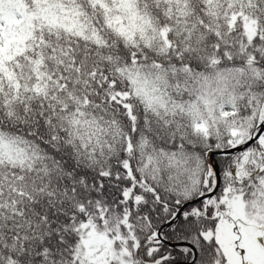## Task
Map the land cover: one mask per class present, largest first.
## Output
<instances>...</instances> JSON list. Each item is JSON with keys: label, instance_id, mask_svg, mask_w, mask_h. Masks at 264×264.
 I'll use <instances>...</instances> for the list:
<instances>
[{"label": "snow or ice", "instance_id": "obj_1", "mask_svg": "<svg viewBox=\"0 0 264 264\" xmlns=\"http://www.w3.org/2000/svg\"><path fill=\"white\" fill-rule=\"evenodd\" d=\"M0 264H264V0H0Z\"/></svg>", "mask_w": 264, "mask_h": 264}]
</instances>
